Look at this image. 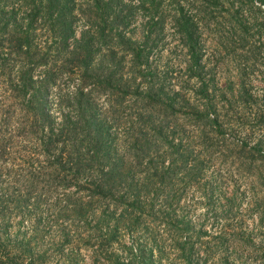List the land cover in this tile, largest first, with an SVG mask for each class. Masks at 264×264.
Listing matches in <instances>:
<instances>
[{
    "label": "rangeland",
    "instance_id": "1",
    "mask_svg": "<svg viewBox=\"0 0 264 264\" xmlns=\"http://www.w3.org/2000/svg\"><path fill=\"white\" fill-rule=\"evenodd\" d=\"M159 1L160 19L137 12L110 32L111 49L94 48L93 67L103 68L85 80L114 148L124 155L137 122L145 138L132 146L136 175L147 185L142 212L102 256L98 203L85 217H55L54 203L87 200L89 192L59 183L62 175L48 167L57 152L41 153L43 144H91L84 119L67 103L60 107L61 95L80 87L78 56L58 49L44 15L33 24L30 50L0 46V209L11 216L0 264H70L74 256L77 264H264V0ZM82 24L75 21L77 32ZM0 36V44L9 41L5 29ZM47 64L59 72L40 94L48 119L55 129L66 117L76 121L58 142H49V120L36 117L40 110L28 106L31 95L17 79V65L40 79ZM34 215L43 234L31 257L19 246L34 234ZM61 229L72 230L68 243Z\"/></svg>",
    "mask_w": 264,
    "mask_h": 264
},
{
    "label": "trees",
    "instance_id": "2",
    "mask_svg": "<svg viewBox=\"0 0 264 264\" xmlns=\"http://www.w3.org/2000/svg\"><path fill=\"white\" fill-rule=\"evenodd\" d=\"M159 4V0H0V30L5 29L7 35H9V41L7 43L4 41V44H0V46L7 47L14 54L21 53L23 50H30L28 38L31 29H33V24L38 17L44 15L47 23H49V31L53 32L58 40V45H60V47L57 45L58 49H62L69 56L77 55L78 57H76L80 61L78 65V73L82 77L80 87L73 96L61 95L60 107L64 108V104L67 103L70 110L75 109L78 115L84 119L87 124V131L90 133L91 144H88L87 147H83L81 144H67L68 146L62 145L61 147H59V144H54L55 146L53 144H43L41 153L49 158L52 152H57L53 160H48V167L51 172L59 174L58 177L62 175L58 178L59 183L65 186H77L81 191L89 192L87 200L76 199L72 202L68 200L67 203L69 204L64 207L59 201L54 203L55 217L68 216L70 211L74 212L76 216L85 217L86 212L92 211L94 204L98 203L101 215L98 217V225L94 231H100L102 227L106 229V232L101 234L102 236L98 235L102 246L101 250L97 252L99 256L106 253V245L118 238V232L122 225H136L138 221L137 213L142 212V198L147 185L136 175L135 168L141 163L139 162L138 152L133 153L132 146H138L145 138L143 137L144 133L140 131L141 127L139 126L141 124L137 122L131 126L126 136L130 144L125 148L124 155L117 148H114L110 144L107 121L105 118L101 119L98 116L96 112L97 104L90 98L91 91L86 88L87 83L85 80L92 75L98 77L99 71L103 68L102 66L100 68L93 67L94 48H97L98 45L99 50L111 49L107 41L110 32L126 25L131 16L137 12L144 13L145 17L152 19L151 22L156 21V17L160 19ZM40 12L44 14H40ZM76 20L83 23L79 32L75 27ZM151 22L148 21L147 24L150 25ZM148 25L144 26L146 33L148 32ZM18 36H21L23 40ZM188 38L193 41L191 34ZM1 39L0 36V41L3 43ZM72 41L74 42L72 43ZM193 44L195 43L193 42ZM20 65H17L18 70H20L17 79L21 81V86L25 92L29 91L31 95L27 99L28 106L40 110L39 117L38 114L36 115L37 118L42 119L43 122L49 120L46 100L40 98V94L48 89V84L55 81L54 77L59 74L58 69L54 70L53 66L47 64L49 66L46 67L43 76L38 79L33 74L32 68L27 67L25 69ZM102 75L106 76L104 73ZM109 80L107 78L104 81L109 83ZM175 101L176 99H174ZM209 108L210 104L204 106L206 110ZM66 115H69V113ZM139 118L141 119L142 116ZM75 129L76 121L70 116L66 117L57 129L54 128L53 122L49 120V142L52 139L53 142H58L60 136L65 135L69 130L74 131ZM263 178L264 176H260L261 182ZM6 201L2 202L9 205V200ZM14 203L20 209L19 206L24 203V200L18 198ZM69 206L72 208L70 209ZM4 208L6 206L2 207L1 204V239L8 235L6 223L11 217L10 212ZM20 215L22 218L32 217L26 211L21 212ZM34 217V234L23 236L19 246V250L26 252L31 257L33 256L31 252L34 251L32 245L37 243L43 234L39 224L41 218L36 217V215ZM259 221H264L262 214H259ZM74 230L78 234L82 229L80 226H75ZM71 236L72 230H60L61 242L68 243ZM79 236L83 237L82 235ZM140 253L142 254L141 257L146 260L145 250L140 248ZM75 259L74 256L68 261L70 264H77ZM151 264L154 263L151 262ZM189 264L198 263L190 260ZM225 264H230V262L226 260Z\"/></svg>",
    "mask_w": 264,
    "mask_h": 264
}]
</instances>
